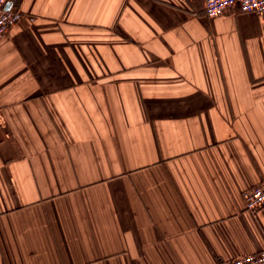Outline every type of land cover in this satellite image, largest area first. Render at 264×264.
Masks as SVG:
<instances>
[{
  "label": "crops",
  "instance_id": "0c3cea01",
  "mask_svg": "<svg viewBox=\"0 0 264 264\" xmlns=\"http://www.w3.org/2000/svg\"><path fill=\"white\" fill-rule=\"evenodd\" d=\"M203 0H12L0 264H226L264 248V15Z\"/></svg>",
  "mask_w": 264,
  "mask_h": 264
},
{
  "label": "built area",
  "instance_id": "2783aa9c",
  "mask_svg": "<svg viewBox=\"0 0 264 264\" xmlns=\"http://www.w3.org/2000/svg\"><path fill=\"white\" fill-rule=\"evenodd\" d=\"M12 0H0V39L13 25L23 17L22 11L15 8L6 9ZM204 15L219 16L227 11L254 12L264 15V0H203ZM244 208L257 212L264 208V180L242 193ZM226 264H264V248L233 258Z\"/></svg>",
  "mask_w": 264,
  "mask_h": 264
},
{
  "label": "water",
  "instance_id": "95a60500",
  "mask_svg": "<svg viewBox=\"0 0 264 264\" xmlns=\"http://www.w3.org/2000/svg\"><path fill=\"white\" fill-rule=\"evenodd\" d=\"M10 5H11V3H10V2H9V3H7V4H6V9H8V8H11V7H10Z\"/></svg>",
  "mask_w": 264,
  "mask_h": 264
}]
</instances>
